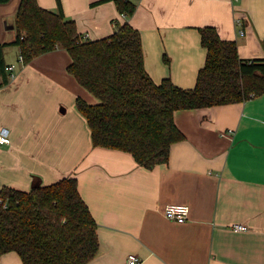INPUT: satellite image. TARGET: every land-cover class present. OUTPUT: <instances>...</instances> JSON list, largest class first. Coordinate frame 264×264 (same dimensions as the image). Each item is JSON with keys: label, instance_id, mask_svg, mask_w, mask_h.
Instances as JSON below:
<instances>
[{"label": "crops", "instance_id": "crops-1", "mask_svg": "<svg viewBox=\"0 0 264 264\" xmlns=\"http://www.w3.org/2000/svg\"><path fill=\"white\" fill-rule=\"evenodd\" d=\"M36 1L59 10L56 0ZM129 1L136 5L130 17L111 0H60V11L88 40L129 23L140 34L144 67L156 84L169 78L179 88L194 87L206 56L198 31L204 26L234 41L240 59H264V0ZM19 4H0V44L15 38ZM3 57L15 66V79L0 76V129L10 137L0 147V190L29 192L75 178L96 224L98 252L87 264H125L129 254L141 264H264V93L176 111L184 140L170 147L166 164L145 169L129 153L92 147L76 99L98 100L66 71L71 58L65 50L20 63L19 49L7 46ZM168 204L187 205L188 219H166ZM0 264L22 261L11 252Z\"/></svg>", "mask_w": 264, "mask_h": 264}, {"label": "trees", "instance_id": "trees-1", "mask_svg": "<svg viewBox=\"0 0 264 264\" xmlns=\"http://www.w3.org/2000/svg\"><path fill=\"white\" fill-rule=\"evenodd\" d=\"M111 1L120 15L134 14L131 1ZM56 3L59 10L52 12L36 0H20L15 38L0 44V76L8 74L4 47L16 46L23 63L56 48L65 50L71 58L66 71L98 100L90 105L76 99L94 148L129 153L138 166L153 169L166 164L170 147L184 140L174 123L176 111L236 104L264 93V59H240L236 43L221 39L212 26L198 29L205 62L194 87L183 89L169 78L158 84L151 80L140 34L129 23L106 38L88 40L64 19L60 0ZM11 252L22 264H87L96 256V224L75 178L29 192L1 188L0 256Z\"/></svg>", "mask_w": 264, "mask_h": 264}, {"label": "built area", "instance_id": "built-area-1", "mask_svg": "<svg viewBox=\"0 0 264 264\" xmlns=\"http://www.w3.org/2000/svg\"><path fill=\"white\" fill-rule=\"evenodd\" d=\"M233 3L237 2L238 0H231ZM235 24L239 29L238 33L243 35V29H241V19L240 17H235ZM85 39L87 37L84 36ZM19 62L23 63L22 57H19ZM5 71L8 73L9 79H15V66L8 65L5 67ZM10 144V137L9 131L6 128L0 129V147L7 146ZM189 208L187 205H180V204H168L164 209V216L166 219L174 221L176 223H184L188 219ZM235 231H246V227L244 225H234ZM141 260L136 254H129L126 257L125 264H141Z\"/></svg>", "mask_w": 264, "mask_h": 264}]
</instances>
